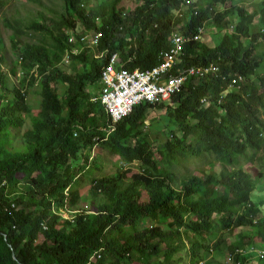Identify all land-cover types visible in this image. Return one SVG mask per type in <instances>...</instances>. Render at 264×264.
Segmentation results:
<instances>
[{
  "label": "trees",
  "instance_id": "1",
  "mask_svg": "<svg viewBox=\"0 0 264 264\" xmlns=\"http://www.w3.org/2000/svg\"><path fill=\"white\" fill-rule=\"evenodd\" d=\"M89 1L64 0L74 23L63 17L59 22L50 19L48 25L39 17L44 41L28 45L20 61L32 70L40 66L41 115L22 136L19 130L31 115L28 94L24 88L8 86L9 68L0 65V181L6 182L0 193V264H106L105 254L113 257L112 264H132L135 256L140 264L154 256L160 264H177L175 255L183 252L215 264L216 258L208 259L204 253L214 252L211 238L222 228L240 229L242 243L249 239L247 245L241 244L247 253L240 263H251L252 249L264 248V171L258 166L264 152V0L254 10L241 5L244 0H136L125 17L117 12L123 0H95V8L87 7ZM229 23L233 32L228 31ZM206 26L217 32L187 42L173 73L219 60L222 73L243 76L240 85L229 87L222 76H192L166 103L139 104L116 123L92 99L102 86L106 58L95 57L91 47L73 54L81 45L82 31L97 30L102 32L99 52L118 53L126 69H147L161 62L160 52L170 47L173 31L195 35ZM69 55L72 62L66 72L62 62ZM0 59L5 65L11 61ZM12 64L17 74L18 67ZM58 86L67 87L62 99ZM155 107L167 112L169 130L159 147L144 131L147 111ZM189 136L193 140L180 147ZM98 143L128 162L136 159L142 164L151 163L155 147L166 149L167 166L134 174L126 182V172L96 180L92 191L95 196L102 192L106 201L93 199L96 213L65 220L61 215L68 197L76 210L83 183L77 171L91 157L84 151ZM204 155L216 158L221 169L182 173L188 158ZM22 181L32 188L13 204L7 186ZM144 190L149 199L140 202L137 198ZM146 216L169 230L126 232L137 230ZM114 232L116 238L111 236ZM40 235L43 241L38 244ZM220 244L217 252L224 250ZM235 248L231 252L240 249ZM95 252L101 257L92 259Z\"/></svg>",
  "mask_w": 264,
  "mask_h": 264
},
{
  "label": "rangeland",
  "instance_id": "2",
  "mask_svg": "<svg viewBox=\"0 0 264 264\" xmlns=\"http://www.w3.org/2000/svg\"><path fill=\"white\" fill-rule=\"evenodd\" d=\"M258 1L259 0H244L241 5L248 6L251 10H254L257 7ZM97 3L98 2H96L95 0H91L87 3V7L95 8L97 7ZM136 5V0H123L117 5V12L121 16L125 17V15L128 14V11L135 8ZM41 16L47 19L46 21L48 25H51L50 19H53L55 22H59L63 17L65 20H71L73 23L75 22L73 17L66 11L64 0H4V5L2 6V8L0 7V39H2V42L4 43L0 44V57L5 58L4 60L7 61L11 60L8 65H5L0 59L3 66L6 68L8 67L10 71V75L7 79L8 86L11 89L24 88V92L28 94V105L31 115H28L26 117V123L19 130V134L21 136L24 135L31 127H33L34 118L38 116L40 117L41 115L42 77L39 68L40 66H37V71L36 69L32 70L31 67L23 65L24 63H21V61L23 62L22 57L24 56L25 50L28 45L35 46L41 44L44 41V33L39 28L41 24L39 17ZM227 27L229 32L234 31V27L231 23H229ZM69 30H71V28ZM69 32L70 31H68L67 33ZM95 32V30L82 31L80 36L81 45L79 44L77 48H74V55L79 54L84 47H91L93 49V54L95 57L101 54V52L98 51V44L93 43L94 45H91L89 40L82 41L81 39L85 34H88L89 38L91 39L93 38ZM216 32V28H212V26H206L204 32L202 33L203 39L209 38L210 36H212V33ZM73 43L76 44L75 41ZM209 43L216 44L214 40H210ZM12 62H14L18 67L17 74H15L13 71ZM71 62V55L66 56L63 60L62 64L67 69L66 72H69L68 69L70 68ZM66 90V86H58L57 91L60 99H62V94L64 92L66 93ZM90 90L91 88L86 89L87 92H90ZM147 114L148 118L145 121L144 127V131H146V138L150 142H152L154 146L159 147L158 142L160 140H163L164 136L166 135L165 131L168 130L167 112L163 107H155L153 109L150 108L147 111ZM173 127L174 125L172 124V128ZM112 130H114V128L110 129V131ZM192 140L193 137L189 136L184 141L185 143H180V147L190 143ZM94 142H98V139H95ZM155 148L156 150H154L150 164H142L140 160L136 159L132 162H128L121 155H114L106 147L102 148L101 144L99 143L94 146L92 151L86 149L84 153L91 154V157L89 159L88 165H84L82 169L77 171L79 172V177H81L80 179L83 180V183L81 184L80 192L78 194L79 199L77 200V206L76 208H74L76 210H73L70 207L71 197H68V202L65 204L66 207L63 208V214L61 215V217H63V219L65 220H74L76 216L82 215V213L84 212L90 211V213H96V211H98V208L92 204V200L96 199V201H101L104 203L106 201V196L102 194V192H100L101 194H99V196H95L94 191L92 190L95 187L96 180L110 179V177L118 176L119 174L126 172L124 179V182H126L130 180L134 174L151 173L156 170V167L160 169L166 167L167 155L169 151L166 149L160 150L157 149V147ZM260 156H262V161L258 162V166L261 170L264 171V167L261 166L264 165V152H262ZM188 159V161H185V167L182 169V173H186L187 170L193 172L196 170V168H206L208 170H213L215 168L217 169V171L221 169L219 161L216 158H213V156L211 155H204L199 158L190 157ZM212 163H214L215 166H213ZM44 182L47 183L48 181L44 180ZM31 188L32 187L29 183L22 181L18 185L16 184L14 186H7L6 192L7 194H9L11 202L15 204L18 195H20L21 193H27ZM137 199L140 202L148 201L149 192L147 190H144ZM36 210L33 209V211ZM39 211H41L40 208ZM157 218L162 219V215H158ZM257 220L258 218H255V223ZM168 221L170 222L171 220ZM153 228H161L164 231L169 230V228L162 222L146 216L143 219L141 225L137 227V230L127 228L126 232L130 231L137 234V232L139 233ZM44 230H47L46 226H44ZM240 232V229H217L216 235L211 238L210 242L212 248H214V252L210 251L209 249L205 251L204 255H206L208 259L211 257L216 258L217 262L215 264H241L240 262L243 260L242 255H246L247 253L245 247H242L241 244L247 245L249 239L243 241L242 243ZM226 234L229 235L228 238L224 237V235ZM111 236H113L112 238H116V233H112ZM42 241L43 235H40L37 243L41 244ZM219 242L221 243V248L224 249L223 252H217L216 250V244ZM231 247H237L240 249L236 250L237 248H235L236 251L231 252ZM237 255H241L240 260H237ZM256 258L257 257L252 259L253 263L264 264V261ZM175 259L180 260V262H178L177 264H204L207 260L206 258L203 261H198L197 259H193L192 256L188 255L187 252L175 255ZM102 260L105 261L106 264L113 263V257H109L108 254H105ZM131 262L132 264H140V260L136 256ZM147 264H160V262L157 256H154ZM245 264H248L247 260L245 261Z\"/></svg>",
  "mask_w": 264,
  "mask_h": 264
},
{
  "label": "built area",
  "instance_id": "3",
  "mask_svg": "<svg viewBox=\"0 0 264 264\" xmlns=\"http://www.w3.org/2000/svg\"><path fill=\"white\" fill-rule=\"evenodd\" d=\"M204 30L205 27H201L197 34L188 36L179 31H173L170 47L160 52L161 62L147 69H126L118 53L113 52L106 55L105 52H101L96 57L106 58V62L101 67L100 82L102 86L99 89V94L93 95L92 99L95 102H100L110 122L116 123L129 115L139 104L147 103L154 106L162 104L181 92L188 78L192 76L200 78H207L209 75L222 76L223 79L228 80L229 87L239 86L243 76L222 73L219 60H214L206 66H190L180 74L173 73L172 68L182 56L185 44L191 40L199 39ZM101 37L102 32L96 30L93 38L90 39L88 34H85L81 39L82 41L89 40L91 45H94L99 43ZM5 183V181H0V193ZM252 251L257 257L264 258V248H253ZM98 252L93 254L92 259L95 256L101 257Z\"/></svg>",
  "mask_w": 264,
  "mask_h": 264
},
{
  "label": "crops",
  "instance_id": "4",
  "mask_svg": "<svg viewBox=\"0 0 264 264\" xmlns=\"http://www.w3.org/2000/svg\"><path fill=\"white\" fill-rule=\"evenodd\" d=\"M248 259L251 261V263H249V264H252V263H253V262H252V259H253V258H250V257H249ZM253 264H254V263H253Z\"/></svg>",
  "mask_w": 264,
  "mask_h": 264
},
{
  "label": "clouds",
  "instance_id": "5",
  "mask_svg": "<svg viewBox=\"0 0 264 264\" xmlns=\"http://www.w3.org/2000/svg\"><path fill=\"white\" fill-rule=\"evenodd\" d=\"M0 64H2V62H1V61H0ZM258 249H263V248H258ZM254 256H255V257H257L255 254H254ZM257 258H259V257H257Z\"/></svg>",
  "mask_w": 264,
  "mask_h": 264
}]
</instances>
